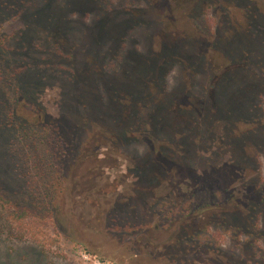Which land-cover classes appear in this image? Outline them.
Instances as JSON below:
<instances>
[{
	"label": "rangeland",
	"instance_id": "obj_1",
	"mask_svg": "<svg viewBox=\"0 0 264 264\" xmlns=\"http://www.w3.org/2000/svg\"><path fill=\"white\" fill-rule=\"evenodd\" d=\"M0 72V264H264V0H0Z\"/></svg>",
	"mask_w": 264,
	"mask_h": 264
},
{
	"label": "trees",
	"instance_id": "obj_2",
	"mask_svg": "<svg viewBox=\"0 0 264 264\" xmlns=\"http://www.w3.org/2000/svg\"><path fill=\"white\" fill-rule=\"evenodd\" d=\"M0 74H1V72H0ZM195 197L191 198L190 202L184 206L185 209H191L192 206L197 203L198 196L196 198ZM1 201H2V203L9 204L10 207H13V204H10L9 201L3 200V199H1ZM198 208H199L198 214H202L203 212H205L209 209V204L206 202L205 203L202 202L201 204L198 205ZM11 215L13 216V218L15 220H20V219L26 218L28 216V213L26 211H23V210H19V209L15 210L14 209V212H12Z\"/></svg>",
	"mask_w": 264,
	"mask_h": 264
},
{
	"label": "built area",
	"instance_id": "obj_3",
	"mask_svg": "<svg viewBox=\"0 0 264 264\" xmlns=\"http://www.w3.org/2000/svg\"><path fill=\"white\" fill-rule=\"evenodd\" d=\"M79 256L81 260L84 262V264H109L108 262L103 261L95 256H91L85 251H79Z\"/></svg>",
	"mask_w": 264,
	"mask_h": 264
}]
</instances>
